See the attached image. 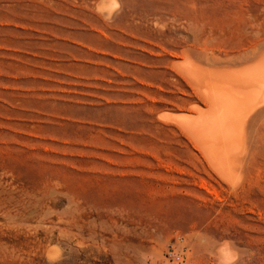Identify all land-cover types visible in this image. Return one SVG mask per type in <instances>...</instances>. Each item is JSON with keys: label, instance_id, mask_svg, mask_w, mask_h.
<instances>
[{"label": "rangeland", "instance_id": "rangeland-1", "mask_svg": "<svg viewBox=\"0 0 264 264\" xmlns=\"http://www.w3.org/2000/svg\"><path fill=\"white\" fill-rule=\"evenodd\" d=\"M118 4L0 0V264H264V109L242 185L160 116L208 105L185 53L264 48V0Z\"/></svg>", "mask_w": 264, "mask_h": 264}, {"label": "bare ground", "instance_id": "bare-ground-1", "mask_svg": "<svg viewBox=\"0 0 264 264\" xmlns=\"http://www.w3.org/2000/svg\"><path fill=\"white\" fill-rule=\"evenodd\" d=\"M254 52V58L234 65L207 66L186 53L182 59L173 60L184 68L208 105L193 104V112L192 109L160 114L185 128L209 164L232 185L241 184L244 177L250 149L248 124L264 109V48ZM223 253H230L228 247L223 248Z\"/></svg>", "mask_w": 264, "mask_h": 264}, {"label": "built area", "instance_id": "built-area-1", "mask_svg": "<svg viewBox=\"0 0 264 264\" xmlns=\"http://www.w3.org/2000/svg\"><path fill=\"white\" fill-rule=\"evenodd\" d=\"M167 256L172 258V259H176L178 260L180 258V256L178 254H176L173 249H169V251L167 252Z\"/></svg>", "mask_w": 264, "mask_h": 264}, {"label": "clouds", "instance_id": "clouds-1", "mask_svg": "<svg viewBox=\"0 0 264 264\" xmlns=\"http://www.w3.org/2000/svg\"><path fill=\"white\" fill-rule=\"evenodd\" d=\"M113 11L119 8L118 0H112Z\"/></svg>", "mask_w": 264, "mask_h": 264}]
</instances>
